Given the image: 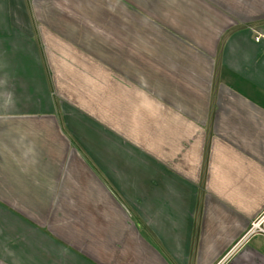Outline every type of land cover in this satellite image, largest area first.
Instances as JSON below:
<instances>
[{"label": "crops", "instance_id": "crops-1", "mask_svg": "<svg viewBox=\"0 0 264 264\" xmlns=\"http://www.w3.org/2000/svg\"><path fill=\"white\" fill-rule=\"evenodd\" d=\"M263 210L264 0H0V264H264Z\"/></svg>", "mask_w": 264, "mask_h": 264}, {"label": "built area", "instance_id": "built-area-1", "mask_svg": "<svg viewBox=\"0 0 264 264\" xmlns=\"http://www.w3.org/2000/svg\"><path fill=\"white\" fill-rule=\"evenodd\" d=\"M256 235L264 237V210L250 223L243 239H250Z\"/></svg>", "mask_w": 264, "mask_h": 264}]
</instances>
